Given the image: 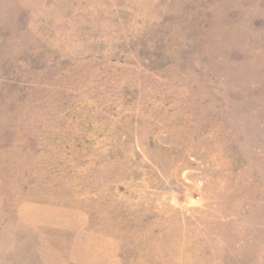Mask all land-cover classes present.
Returning <instances> with one entry per match:
<instances>
[{"label": "rangeland", "instance_id": "rangeland-1", "mask_svg": "<svg viewBox=\"0 0 264 264\" xmlns=\"http://www.w3.org/2000/svg\"><path fill=\"white\" fill-rule=\"evenodd\" d=\"M0 264H264V0H0Z\"/></svg>", "mask_w": 264, "mask_h": 264}]
</instances>
